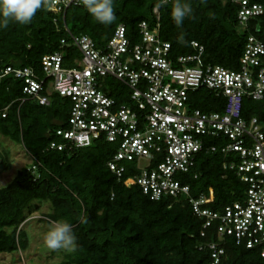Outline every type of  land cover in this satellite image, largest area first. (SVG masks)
Segmentation results:
<instances>
[{
    "label": "trees",
    "instance_id": "trees-1",
    "mask_svg": "<svg viewBox=\"0 0 264 264\" xmlns=\"http://www.w3.org/2000/svg\"><path fill=\"white\" fill-rule=\"evenodd\" d=\"M262 6L258 18L264 27V0H248ZM175 0H113L114 21L97 22L83 7H68L64 15H53L41 2L31 21H9L0 26V59L12 67H31L39 71L43 55L61 50L65 63L77 56L70 35H86L97 45L104 43L118 24L126 36L137 40V25L145 22L150 30L169 42L176 54L189 53V41L203 47L206 63L228 69L238 68L246 33L237 27L238 4L234 0H181L191 11L177 26L171 10ZM156 9V13L153 10ZM63 44L60 49V42ZM21 81L0 78V137L21 144L31 157L5 185L0 186V253L23 251L27 237L20 224L41 202L49 211L38 221L49 224L66 221L75 236L74 251L64 252L56 264H209L206 250L197 246L215 240L211 229H201L202 218L192 213L185 198L164 197L150 200L136 185L125 186L106 167L114 148L101 141L71 151L48 149L55 129L65 125L68 102L52 95L49 105L27 99L18 103ZM193 97L194 108L220 111L223 98L206 90ZM241 115L257 117L264 124L259 102L243 100ZM221 153H201L197 157L195 179L186 176L190 195L207 194L212 189L211 210L241 199L244 185L235 174L223 170ZM9 167L7 151H0V170ZM128 174H124L123 178ZM203 231V235L201 232ZM224 264H264L251 250L225 243Z\"/></svg>",
    "mask_w": 264,
    "mask_h": 264
},
{
    "label": "built area",
    "instance_id": "built-area-1",
    "mask_svg": "<svg viewBox=\"0 0 264 264\" xmlns=\"http://www.w3.org/2000/svg\"><path fill=\"white\" fill-rule=\"evenodd\" d=\"M42 2L55 23L57 15L63 17L82 0ZM234 2L237 27L246 33L236 69L206 63L196 41L188 43L193 51L174 53L159 38L157 25L150 30L145 22L137 25L136 42L120 23L101 45L64 28L77 52L70 64L61 50L43 55L39 71L0 59V78L21 81L18 103L49 105L52 95L68 102L65 125L54 130L48 149L71 151L104 142L114 148L106 167L117 181L138 186L150 200L185 198L202 218L201 229L215 234V240L197 246L208 252L209 264H224L228 239L264 263V124L241 115L245 99L259 102L264 111V27L258 22L263 8L248 0ZM60 44L61 49L65 42ZM198 90L223 98L221 110L194 108ZM212 152L222 154V169L244 185L241 199L221 210L208 207L212 189L193 197L185 180L197 177L198 155ZM141 160L146 165L139 169Z\"/></svg>",
    "mask_w": 264,
    "mask_h": 264
},
{
    "label": "clouds",
    "instance_id": "clouds-1",
    "mask_svg": "<svg viewBox=\"0 0 264 264\" xmlns=\"http://www.w3.org/2000/svg\"><path fill=\"white\" fill-rule=\"evenodd\" d=\"M42 0H0V26H7L9 21L20 24L29 23L41 7ZM83 7L92 18L101 24H111L115 17L113 0H82ZM191 9L181 0H175L171 17L174 23L181 25ZM44 245L52 250L65 249L69 252L75 249V236L72 225L66 221H56L43 235Z\"/></svg>",
    "mask_w": 264,
    "mask_h": 264
},
{
    "label": "rangeland",
    "instance_id": "rangeland-1",
    "mask_svg": "<svg viewBox=\"0 0 264 264\" xmlns=\"http://www.w3.org/2000/svg\"><path fill=\"white\" fill-rule=\"evenodd\" d=\"M3 148L7 151L9 167L6 170H0V186L10 181L17 169L31 162V157L21 144L0 137V151ZM145 165L146 162L141 160L138 168L142 169ZM49 206L48 202H41L39 208L30 213L20 224L19 229L23 230L27 237V248L23 251L0 253V264H56L61 260L63 253L67 250H52L47 248L43 242V235L54 223L45 224L38 221L49 211Z\"/></svg>",
    "mask_w": 264,
    "mask_h": 264
}]
</instances>
